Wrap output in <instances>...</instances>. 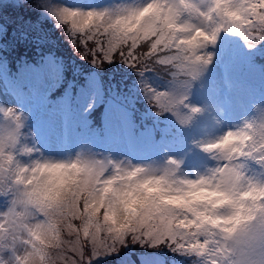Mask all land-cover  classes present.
<instances>
[{"label":"clouds","instance_id":"clouds-1","mask_svg":"<svg viewBox=\"0 0 264 264\" xmlns=\"http://www.w3.org/2000/svg\"><path fill=\"white\" fill-rule=\"evenodd\" d=\"M5 2L69 34L104 25L110 34H159L174 43L178 59L155 112L182 129L209 108L186 101L213 63L219 35L264 22V0H120L99 8ZM28 120L22 109L0 105V264H98L128 236L191 264H264V101L223 132L202 128L189 143L211 163L191 169L166 151L141 161L88 146L45 154Z\"/></svg>","mask_w":264,"mask_h":264},{"label":"rangeland","instance_id":"rangeland-1","mask_svg":"<svg viewBox=\"0 0 264 264\" xmlns=\"http://www.w3.org/2000/svg\"><path fill=\"white\" fill-rule=\"evenodd\" d=\"M69 2H75L82 8H99L106 4L119 3L120 0H69ZM252 35L258 37L261 34L253 32ZM103 39L101 37V40ZM248 42H251V37ZM255 42L254 48H248L243 37L221 33L215 47L210 50L215 52L217 47L225 46L233 54L232 49H236L235 72L242 79L257 82L263 69L252 63L255 58L260 57L259 51L264 48V41L257 39ZM147 45L148 42H144L135 50L138 59L125 62L127 45H124L122 49H117L111 54L109 61L102 52L95 51L97 45L94 41L82 44L79 33L73 35L63 29L57 31L47 19L40 18V13L0 0V103L13 102L15 105L12 104V108H20L28 114L27 127L35 134V141L45 154L63 155L66 152H74L78 147L88 146L100 153H111L116 158L126 156L133 161L153 157L158 159L165 151L170 156L182 158L183 161L189 160L193 154L202 155L196 160V164L189 167L182 165L184 169L210 164L211 161L207 160L203 153L195 152L196 148L192 145L169 150L150 142L153 135L149 133L151 128L146 121L143 122V126H139L141 134L134 140L137 144L147 141L141 154L136 153L132 148L133 140L130 139V132L126 130V134L122 130L115 133L118 134L115 144L112 146L105 144L101 149H98L94 140H75L73 125L86 120L87 114L98 102L100 103L101 91L112 94L113 97L124 102L130 100L133 108L143 111L145 116L158 118L166 129H173L177 134L182 132V128L176 124L170 114H156L157 103L148 95L144 87L146 84L157 91L166 90L167 79L170 78L169 72L172 71L171 66L155 64L156 57L141 58L148 51ZM221 53L229 52L224 49ZM218 58L220 57L215 53L207 73L200 83L193 86L191 95L186 101L198 106H209L201 115V119L196 122V132L193 137L200 135L202 128H207L209 132L216 134L239 122V119L224 117L221 106L217 105L220 100L219 93L209 88V84L211 85L216 79ZM4 74L15 76L21 85H36V94L19 105L16 97L8 93L7 87L2 82ZM72 75H85L79 78L80 81L76 86L75 106L68 111L67 105L63 101H58L54 109L47 113L46 100L51 99L52 96L58 97L62 84L66 82L65 78ZM257 101H264V94L256 98L253 103ZM103 106L102 103L95 112L100 111ZM104 116L110 130L112 122L117 119L109 106H106ZM213 116L222 121L219 127L213 124ZM43 139L45 140L40 142ZM68 140L72 142L70 146H67ZM81 238L84 239L83 236ZM119 248L118 253L98 261V264H169L168 260L176 256L167 249L158 251L141 246L139 241L133 243L130 236L125 238V244L119 245ZM68 255L75 258L74 253L69 252Z\"/></svg>","mask_w":264,"mask_h":264},{"label":"snow or ice","instance_id":"snow-or-ice-1","mask_svg":"<svg viewBox=\"0 0 264 264\" xmlns=\"http://www.w3.org/2000/svg\"><path fill=\"white\" fill-rule=\"evenodd\" d=\"M258 16V14H256ZM66 19H70V17H66ZM230 34L237 35L243 37V39L247 42L251 37V41H256L259 39L260 41H264V22H259L257 20L253 21L252 25H247L245 31H241L240 29H229ZM253 32L260 33L261 35L254 36ZM79 33L81 35V43L87 44L89 41H94L97 45L95 51L102 52L105 59L110 61L111 54L115 52L117 49H122V46L127 45V60H135L138 59L135 56V50L141 46L144 42H148V51L142 55L141 58L147 59L149 57H156L154 60L155 64L171 66V68L176 64L178 56L176 53L178 52V48L174 46V43H169L164 39V37L159 34L153 36L149 33L146 36H138V35H130L125 36L119 32L109 33L108 27L104 25H97L95 28L88 30L86 28H72L70 29V34L75 35ZM101 37L104 39L101 40ZM159 53H163V55H158ZM130 67L132 65H129ZM147 67V65H145ZM148 95L153 98L156 103L159 102V91L149 87L144 84ZM196 111V109H192ZM71 251V248L69 249Z\"/></svg>","mask_w":264,"mask_h":264},{"label":"trees","instance_id":"trees-1","mask_svg":"<svg viewBox=\"0 0 264 264\" xmlns=\"http://www.w3.org/2000/svg\"><path fill=\"white\" fill-rule=\"evenodd\" d=\"M262 49H264V48H262ZM262 58H263V60H264V55L262 56ZM75 81H77V79H76Z\"/></svg>","mask_w":264,"mask_h":264}]
</instances>
